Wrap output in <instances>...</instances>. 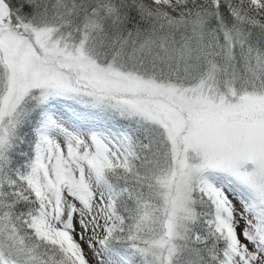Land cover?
<instances>
[{
  "label": "snow or ice",
  "instance_id": "obj_1",
  "mask_svg": "<svg viewBox=\"0 0 264 264\" xmlns=\"http://www.w3.org/2000/svg\"><path fill=\"white\" fill-rule=\"evenodd\" d=\"M0 264H264V0H0Z\"/></svg>",
  "mask_w": 264,
  "mask_h": 264
}]
</instances>
